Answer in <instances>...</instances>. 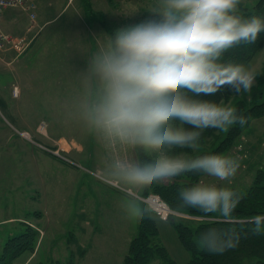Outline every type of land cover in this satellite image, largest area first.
<instances>
[{
  "label": "rangeland",
  "instance_id": "374dc122",
  "mask_svg": "<svg viewBox=\"0 0 264 264\" xmlns=\"http://www.w3.org/2000/svg\"><path fill=\"white\" fill-rule=\"evenodd\" d=\"M257 1L242 0L241 5L252 7ZM152 3L153 0H39L34 21L21 9L4 12L17 15L22 26L18 30L12 24L4 31L19 42L0 50V97L13 94V88L22 80L36 84L35 90L23 92L15 100L0 101V256L8 239L22 234L27 227L36 231L33 251L24 252L12 264H94L81 252L114 243L115 254L116 249L128 248L136 235L138 213L127 208L124 192L104 180L110 160L135 152V147L108 146L82 119V99L70 98L75 97V92L83 94L82 71L91 51L86 45L75 47L79 26L94 41L92 46H98L108 33L106 29L113 31L142 19ZM48 18L51 21L40 28L38 20ZM263 61L264 48L248 67L259 72ZM27 64L29 73L25 70ZM250 91L234 92L232 98L247 101ZM41 122L46 124L42 132ZM263 133L264 116L253 120L224 153L236 157L238 146L246 153V158L239 159L236 175L219 180L205 174L198 183L247 189L255 172L264 168ZM216 134L218 138L223 136ZM213 140L192 150L197 153L211 149ZM128 190L132 192L133 186ZM140 190L144 192V186ZM162 221L158 220L159 232L153 243L165 247L176 264H186L190 254L172 226ZM150 264L166 261L155 258Z\"/></svg>",
  "mask_w": 264,
  "mask_h": 264
},
{
  "label": "clouds",
  "instance_id": "9594fccd",
  "mask_svg": "<svg viewBox=\"0 0 264 264\" xmlns=\"http://www.w3.org/2000/svg\"><path fill=\"white\" fill-rule=\"evenodd\" d=\"M241 3L153 0L142 19L105 33L87 53L82 119L110 147L144 148L110 160L104 170L105 182L125 193L132 213L150 210L140 190L145 185L193 172L219 180L236 175L238 157L174 149H198L205 129L248 122L231 102L209 99L224 86L241 93L255 82L252 68L223 59L227 50L254 43L264 32V14L244 16ZM241 199L235 188L195 183L178 189L171 214L193 208L230 218ZM251 222L255 231L264 229V213ZM200 240L208 250L222 251L235 246L238 234L211 229Z\"/></svg>",
  "mask_w": 264,
  "mask_h": 264
},
{
  "label": "trees",
  "instance_id": "16d2710c",
  "mask_svg": "<svg viewBox=\"0 0 264 264\" xmlns=\"http://www.w3.org/2000/svg\"><path fill=\"white\" fill-rule=\"evenodd\" d=\"M244 16L264 14V0H258L252 7L240 6ZM108 33L112 32L106 29ZM264 48V32L260 33L254 43L239 44L224 53L223 59L246 66ZM255 86L251 88L249 100H234V90L224 86L222 91L209 97L216 102H231L248 117V122L241 126L239 123L230 126L225 131L220 129H205L202 134L199 149L205 147L210 138H213V148L202 149L194 153L192 149L176 148V152H188L192 155L207 153L228 152L253 120L264 116V61L259 72H256ZM186 127H189L186 125ZM217 132L222 138L217 137ZM144 151L142 145L135 146V152ZM59 160V159H58ZM61 161V160H60ZM205 173L193 172L169 178L168 182H154L144 186L146 195L156 194L164 200L170 209L179 204L178 189L198 183ZM238 190L242 199L233 211L230 218H225L219 213H203L198 209L188 208L184 215L170 216L167 222L176 232L177 237L191 258L186 264H264V229L259 232L254 230L251 218L264 213V168L255 172L251 185ZM158 218L149 211L138 213L137 232L131 239L126 256L122 264H150L155 258L166 261V264H176L168 256L163 246L153 243L158 235ZM211 229L217 232L238 234L235 246L227 247L222 251H210L201 244L200 237ZM36 231L27 227L25 231L8 239L0 256V264H12L13 260L27 251H33ZM57 264V263H56ZM66 264H73L69 261Z\"/></svg>",
  "mask_w": 264,
  "mask_h": 264
},
{
  "label": "crops",
  "instance_id": "0c3cea01",
  "mask_svg": "<svg viewBox=\"0 0 264 264\" xmlns=\"http://www.w3.org/2000/svg\"><path fill=\"white\" fill-rule=\"evenodd\" d=\"M20 12L23 13L22 10H20ZM50 21H51L50 18H48V19H40V20H38V23L37 24L41 28V27H44ZM80 21L81 22H84L85 20L83 18ZM18 22H20V20H18L17 15H11V14L5 15V13H3L2 19H1V27H2V29L4 31L7 32L8 31V28L12 24H14V25H16L17 29L20 30L22 24H18ZM25 27H26V24H24V28ZM84 27H85V24H84ZM75 28H77V27L75 26ZM80 28H82V25L79 26V30L75 31V32L78 33V35H75V47H80L81 45H86L88 50L90 48L92 49L93 46H92L91 43L94 44V41H91V38L89 39V36L86 37L85 36L86 33H82L80 31ZM82 34H84L83 37H82ZM49 53H50V51H49ZM31 55H32V53H30V56ZM33 68L35 70L36 69V66H34ZM25 70H26V72L29 73V70H30L29 65L26 66ZM61 76L62 77H68L65 74H61ZM16 86H17V89H18V94L16 96H13V94H11L9 92L8 93L10 94V96L7 95L8 97H5L4 95L1 94L0 101H7V99L8 100H13V99L15 100V98H17V96L20 95V94H21L20 95V97H21L23 95V92H29V91H32V90H35L36 89V84H35V81H33V80L26 81V82L24 80H22L21 83H18L17 82V85ZM70 99L71 100L75 99V101L81 100L82 99L81 93L80 92H75V97L72 96ZM64 101H66V100H64ZM250 129L251 128H249V130ZM15 131H17V130H15ZM162 222H166V221H162ZM130 241H129V243H130ZM112 244H113V246H109V245H107V243H102V244H99L100 246L97 247V248H95V249L94 248H90L89 252H85L84 253L82 251L81 253H82L83 257H85V255H88V257H90L91 260H93L94 264H101V262H104L106 264H109V263H111V261H114V264H122L123 263V259H124V257L127 254L128 248L126 246V247H123L121 249H116V252L114 254L113 251L115 250V248L117 246H115L114 243H112ZM128 246H129V244H128Z\"/></svg>",
  "mask_w": 264,
  "mask_h": 264
},
{
  "label": "built area",
  "instance_id": "2783aa9c",
  "mask_svg": "<svg viewBox=\"0 0 264 264\" xmlns=\"http://www.w3.org/2000/svg\"><path fill=\"white\" fill-rule=\"evenodd\" d=\"M37 1L38 0H0V50L5 48L9 44H17L19 42L15 38L4 32L1 27V19L4 11L9 9H21L22 11L27 12L30 20L34 21V19L36 18L35 11L37 7ZM30 29L31 28H28V30ZM17 94L18 89L17 87H14L13 95L16 96ZM45 125V122H41L39 124V131L42 132L46 128ZM22 135L25 136V134ZM43 149L56 157L64 158L62 157V155H58L56 152H51L46 148ZM235 154L239 159L246 158V153L242 151V146H238V150H236ZM128 192H130V190H128ZM147 205L150 209L149 212L160 220L167 221L170 216H178L172 215L171 209L169 208L168 204L156 194H150L147 196Z\"/></svg>",
  "mask_w": 264,
  "mask_h": 264
}]
</instances>
